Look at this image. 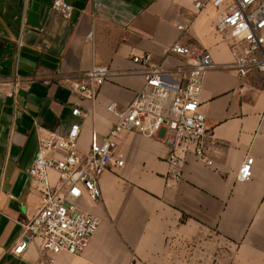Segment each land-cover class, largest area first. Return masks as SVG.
Listing matches in <instances>:
<instances>
[{"label": "crops", "instance_id": "crops-1", "mask_svg": "<svg viewBox=\"0 0 264 264\" xmlns=\"http://www.w3.org/2000/svg\"><path fill=\"white\" fill-rule=\"evenodd\" d=\"M67 1L69 19L53 0H0V78L22 79L16 97L0 90V264H48L37 243L20 255L12 250L40 207L29 174L39 137L78 122L87 153L92 132L102 137L116 121L108 104L125 106L143 85L133 56L148 52L172 68L183 59L170 51L176 41L213 55L201 92L213 165L188 153L182 178L166 186L164 132H123L125 164L104 172L97 201H80L100 218L98 230L82 253L62 252L54 264H264V74L234 69L215 28L217 8L197 9L195 0ZM95 65L111 75L96 100L83 99L71 82ZM247 156L253 175L239 181Z\"/></svg>", "mask_w": 264, "mask_h": 264}, {"label": "built area", "instance_id": "built-area-1", "mask_svg": "<svg viewBox=\"0 0 264 264\" xmlns=\"http://www.w3.org/2000/svg\"><path fill=\"white\" fill-rule=\"evenodd\" d=\"M212 4L217 8L215 28L227 43L232 65L239 76L251 71L264 74V0H195L197 9ZM53 7L64 18L72 16L74 6L67 0H53ZM184 29L183 24H179ZM171 52L180 55L181 63L172 68L153 60L151 53L136 54L144 81L140 90L125 106L108 104L116 121L104 136L91 134L87 153L79 150L81 124H71L66 134L51 132L39 137V145L29 168L40 192V207L25 224L22 236L12 248L22 254L33 243L46 254L48 264L62 252L82 253L90 244L101 220L80 206L83 198L97 201L101 196L99 180L110 167H122L125 154L119 139L125 131L153 137L164 132L168 145L166 186L182 178L185 156L193 153L207 165L213 160L207 153L205 138L209 126L201 111V92L205 74L215 66L208 49H194L176 41ZM111 69L105 65L81 71L71 85L83 99L96 100ZM22 79L0 78V90L16 97ZM74 115L82 114L79 107ZM43 128L39 127V131ZM253 156L239 167L237 179L247 181L253 175Z\"/></svg>", "mask_w": 264, "mask_h": 264}, {"label": "rangeland", "instance_id": "rangeland-1", "mask_svg": "<svg viewBox=\"0 0 264 264\" xmlns=\"http://www.w3.org/2000/svg\"><path fill=\"white\" fill-rule=\"evenodd\" d=\"M228 252H226V250H225V259L228 257Z\"/></svg>", "mask_w": 264, "mask_h": 264}]
</instances>
